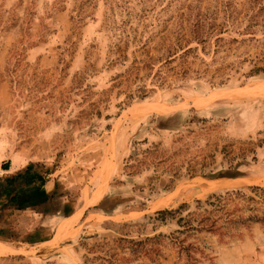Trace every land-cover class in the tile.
Here are the masks:
<instances>
[{"label": "rangeland", "instance_id": "1", "mask_svg": "<svg viewBox=\"0 0 264 264\" xmlns=\"http://www.w3.org/2000/svg\"><path fill=\"white\" fill-rule=\"evenodd\" d=\"M184 47L196 50L181 80L173 55ZM263 55L264 0H0V165L33 164L53 202L75 207L52 234L38 232L45 243L0 241V264H97L119 224L210 193L263 188L264 145L237 178L204 176L226 170L223 146L264 138V73L244 77ZM214 70L228 78L220 88L209 86ZM137 88L149 97L128 100ZM251 206L260 215L264 201ZM29 214L2 212L0 224L22 228L24 239L37 224ZM209 242L196 264H264V225ZM154 264L184 261L165 250Z\"/></svg>", "mask_w": 264, "mask_h": 264}, {"label": "trees", "instance_id": "2", "mask_svg": "<svg viewBox=\"0 0 264 264\" xmlns=\"http://www.w3.org/2000/svg\"><path fill=\"white\" fill-rule=\"evenodd\" d=\"M194 41L202 47L204 33L195 28L191 31ZM221 38L213 41L215 50ZM196 48H180L173 56L181 60L180 71L176 77L183 80L187 75L189 63L187 58L195 53ZM180 52V54H178ZM216 53V51H215ZM172 56V57H173ZM174 58V57H173ZM172 60V59H171ZM168 58L165 59L163 68L170 65ZM257 63H261L258 65ZM250 69L244 75L245 78H253L264 73V55L260 60L250 63ZM163 69V70H164ZM168 69V68H167ZM217 74L208 81L210 88H220L225 84L220 70H214ZM164 71L157 68L152 74L154 83H164ZM195 81L199 76L195 74ZM228 77V76H227ZM151 90L137 88L135 93L127 94L126 98L142 101L146 99ZM157 121L165 120L164 117H156ZM168 120V119H167ZM264 133V130H263ZM264 145V138L257 140L255 144L245 143L232 150L231 145L221 148L223 160L227 167L224 172H208L204 176L208 178H237L240 173L237 166L255 161V147ZM239 161V162H237ZM9 162L0 165V170L6 172ZM47 182L45 173L35 169L33 164H27L19 172L0 176V214L8 210L28 211L41 217L55 216L56 218L67 217L73 211L74 203L53 202L51 194H47L43 186ZM247 191L248 194H245ZM264 201V187H247L245 190H225L208 194L204 199L193 200L191 203H181L173 208L157 210L141 216L137 220L124 222L118 225V237L109 242H103L98 246L101 257L94 258L97 264H120L145 259L149 263H157L165 255V250H171L177 258H182L184 264H196L197 256L205 258V251L210 250V239L215 238L217 243H223L225 238H231L240 229H247L251 223L264 225V210L260 211L251 204ZM113 210H101L103 215H110ZM38 229V228H37ZM40 230H34L26 234L24 239L18 238L19 234L9 227L0 224V241L7 243H24L33 245L42 240H36ZM120 253H127L124 257ZM92 260V258H91Z\"/></svg>", "mask_w": 264, "mask_h": 264}, {"label": "crops", "instance_id": "3", "mask_svg": "<svg viewBox=\"0 0 264 264\" xmlns=\"http://www.w3.org/2000/svg\"><path fill=\"white\" fill-rule=\"evenodd\" d=\"M23 166H21V167H19V168H17V167H14V166H12L11 165V167L9 166V169L5 172V173H9V174H13V173H16V172H18L21 168H22ZM48 184H49V181L48 182H46L45 184H44V186H43V189H44V191L47 193V194H51V184H49V186H48ZM7 212H14V213H29L28 211H14V210H8ZM74 213H75V207L73 208V211H72V213L71 214H69L67 217H64V218H56L55 216H45V217H41V216H38V215H36V214H32V213H30L33 217H35L36 219H37V221H35V223H37V224H34V225H30L29 226V228H27V230H25V233L26 234H30V233H32V231H34V230H40V231H42V230H48V231H50V234H52L53 232H54V230H55V228L60 224V223H62V222H64V221H67L68 219H70V217L72 216V215H74ZM29 214V215H30ZM38 216V217H37ZM38 220L40 221V223H41V225L40 226H38ZM49 221V222H45V221ZM42 221L44 222V223H42ZM38 228V229H37ZM13 231H15V232H21V233H23V231H22V228H18V227H15V228H13ZM25 234V235H26ZM49 236H51V235H49ZM49 240V237L47 238V239H44V240H42L41 241V243H45V242H47ZM40 243V242H39ZM34 244H36V243H34Z\"/></svg>", "mask_w": 264, "mask_h": 264}]
</instances>
